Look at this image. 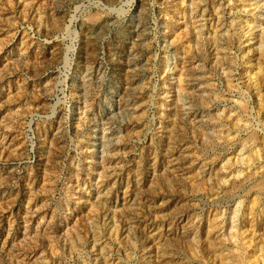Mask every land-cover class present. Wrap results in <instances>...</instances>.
<instances>
[{
  "label": "rangeland",
  "instance_id": "rangeland-1",
  "mask_svg": "<svg viewBox=\"0 0 264 264\" xmlns=\"http://www.w3.org/2000/svg\"><path fill=\"white\" fill-rule=\"evenodd\" d=\"M0 264H264V0H0Z\"/></svg>",
  "mask_w": 264,
  "mask_h": 264
}]
</instances>
